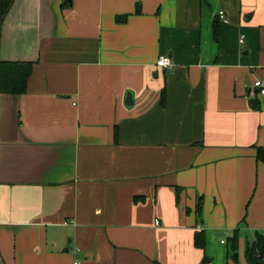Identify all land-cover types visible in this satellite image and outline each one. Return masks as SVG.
Segmentation results:
<instances>
[{
  "label": "crops",
  "instance_id": "obj_1",
  "mask_svg": "<svg viewBox=\"0 0 264 264\" xmlns=\"http://www.w3.org/2000/svg\"><path fill=\"white\" fill-rule=\"evenodd\" d=\"M0 57V264H253L264 0H15Z\"/></svg>",
  "mask_w": 264,
  "mask_h": 264
},
{
  "label": "trees",
  "instance_id": "obj_2",
  "mask_svg": "<svg viewBox=\"0 0 264 264\" xmlns=\"http://www.w3.org/2000/svg\"><path fill=\"white\" fill-rule=\"evenodd\" d=\"M15 0H0V54H1V27L4 20L11 9ZM124 18H119L122 20ZM214 36L218 38V27L215 26ZM32 70V63L30 62H6L2 61L0 57V91L4 93L21 94L26 91L27 79ZM162 103H165V96L163 93ZM257 158L264 162V147L258 148ZM201 202L197 204V211H201ZM237 238V236H235ZM195 243L199 247L204 246V237L202 233H197ZM246 254L250 261L257 260L264 256V238L259 237L252 245L247 247Z\"/></svg>",
  "mask_w": 264,
  "mask_h": 264
},
{
  "label": "built area",
  "instance_id": "obj_3",
  "mask_svg": "<svg viewBox=\"0 0 264 264\" xmlns=\"http://www.w3.org/2000/svg\"><path fill=\"white\" fill-rule=\"evenodd\" d=\"M219 16L221 19L226 21V16H225L224 11H220ZM240 42L243 43L244 39L241 38ZM157 66L165 68V69L171 68L172 67L171 58L167 55L160 56V58L157 60ZM255 89H256V91H255ZM256 92L264 97V80L258 79L254 82L253 88L251 89V95L254 96ZM158 223H159V221L156 220V224H158ZM262 261L264 262V256L262 257ZM73 264H80V261L75 260Z\"/></svg>",
  "mask_w": 264,
  "mask_h": 264
},
{
  "label": "water",
  "instance_id": "obj_4",
  "mask_svg": "<svg viewBox=\"0 0 264 264\" xmlns=\"http://www.w3.org/2000/svg\"><path fill=\"white\" fill-rule=\"evenodd\" d=\"M126 103H127V104H133L132 96H131L130 93H128V95H127Z\"/></svg>",
  "mask_w": 264,
  "mask_h": 264
}]
</instances>
